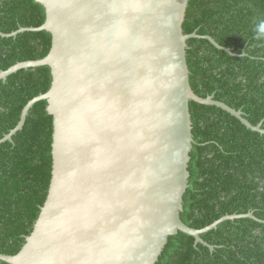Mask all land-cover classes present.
<instances>
[{
  "label": "water",
  "instance_id": "obj_1",
  "mask_svg": "<svg viewBox=\"0 0 264 264\" xmlns=\"http://www.w3.org/2000/svg\"><path fill=\"white\" fill-rule=\"evenodd\" d=\"M45 9L38 28L51 34L48 54L0 71L48 65L52 170L46 200L20 251L8 264H155L178 231L211 251L200 235L228 215L194 229L180 219L192 149L189 101L218 107L264 133L240 110L197 96L189 83L182 23L188 0H36ZM227 53L210 36H203Z\"/></svg>",
  "mask_w": 264,
  "mask_h": 264
},
{
  "label": "trees",
  "instance_id": "obj_2",
  "mask_svg": "<svg viewBox=\"0 0 264 264\" xmlns=\"http://www.w3.org/2000/svg\"><path fill=\"white\" fill-rule=\"evenodd\" d=\"M45 18L44 6L36 0H0V33L38 28ZM259 19H264V0H188L182 31L200 36L187 41L192 91L240 110L264 131V41L255 40L252 31ZM50 47L51 34L44 30L0 36V71L42 59ZM51 81L48 65L20 69L0 80V140L17 126L27 103L49 90ZM188 106L193 145L181 221L202 229L228 215L251 213L254 219L224 220L201 234L212 251L178 231L168 237L155 264H264V133L218 107L193 101ZM46 108L47 100L36 101L22 128L0 143L3 255L20 251L46 200L53 132Z\"/></svg>",
  "mask_w": 264,
  "mask_h": 264
},
{
  "label": "clouds",
  "instance_id": "obj_3",
  "mask_svg": "<svg viewBox=\"0 0 264 264\" xmlns=\"http://www.w3.org/2000/svg\"><path fill=\"white\" fill-rule=\"evenodd\" d=\"M254 36L253 38L257 41H264V19H259L253 26L252 29ZM247 55V49H246Z\"/></svg>",
  "mask_w": 264,
  "mask_h": 264
}]
</instances>
